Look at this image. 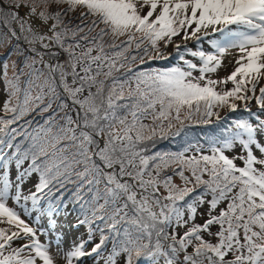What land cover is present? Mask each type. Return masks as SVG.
I'll return each mask as SVG.
<instances>
[{"label":"snow or ice","instance_id":"6c2138e0","mask_svg":"<svg viewBox=\"0 0 264 264\" xmlns=\"http://www.w3.org/2000/svg\"><path fill=\"white\" fill-rule=\"evenodd\" d=\"M261 81L264 0H0V264H264Z\"/></svg>","mask_w":264,"mask_h":264},{"label":"rangeland","instance_id":"374dc122","mask_svg":"<svg viewBox=\"0 0 264 264\" xmlns=\"http://www.w3.org/2000/svg\"><path fill=\"white\" fill-rule=\"evenodd\" d=\"M75 15H77V13H70L69 14V17H66L65 19H70L72 17H74ZM74 22H78V21H74ZM46 30V29H45ZM182 36V34H181ZM179 38H181L179 36ZM175 43H183L182 40H179V41H176L174 40ZM188 45L189 47H193V42L189 41L188 42ZM204 48L207 50L209 48V46L205 43L204 44ZM163 50V48H161ZM173 51V46L172 45H169L168 48H167V51L165 52V54H168V53H171ZM95 55V53H93ZM230 54L232 55H228L225 57V60H224V63H223V66L214 74H210L211 75V78L212 79H223L225 77H227L228 75L231 74L232 71H234L236 65H235V58L237 57L238 55V50L237 49H232L230 50ZM234 55V56H233ZM231 61V62H230ZM139 62V61H137ZM172 61H154V66L153 67H163V66H167L169 64H171ZM144 67H147V65H144ZM198 75V73H196ZM117 75H119V73H117ZM103 78V77H101ZM261 84L264 85V81H261ZM233 85L231 84V82H229L228 84H220V85H217V90H227V89H230ZM0 87H2V85H0ZM4 100V96L2 94H0V104H2ZM13 103H15V101H13ZM216 111L219 112L220 116L221 117H224L226 115H228L229 113L227 112V109H216ZM253 111H256V105L255 103L253 102ZM236 115H240L238 113H235ZM235 114H232L231 116H235ZM264 115V114H262ZM129 119H131V117H129ZM215 119V117H213V120ZM145 123H151V120H146L144 121ZM188 123V122H186ZM202 128V127H201ZM210 129L206 128L204 129V131L201 133V130L200 129H197V130H194L192 131L193 133V136L196 137V138H200L201 139V142H203V136L204 134L206 133H209ZM160 139L157 137V140H156V146L155 148L151 149V151H155V150H158V146H157V143ZM163 142H165L167 145H163L162 146V149L160 151H174V150H177L178 148L181 147V141L179 138H175V139H162ZM239 150V149H237ZM229 155H231L232 153H228ZM237 164L239 165L240 164V161H237ZM172 172V169H168L166 174H171ZM187 174V173H186ZM174 182L178 185H182V182L180 180V178L178 176H175L174 178ZM160 194L161 195H167L166 191L163 189V187L160 188ZM154 211H159L158 208H155L153 209ZM197 222H200L199 219ZM0 227H7L6 224H0ZM180 231L182 232L183 229H180ZM41 241H44V237L41 236L40 237ZM99 239V237H97V240ZM65 247H67V243H65ZM53 253L55 252V248L52 249Z\"/></svg>","mask_w":264,"mask_h":264},{"label":"trees","instance_id":"16d2710c","mask_svg":"<svg viewBox=\"0 0 264 264\" xmlns=\"http://www.w3.org/2000/svg\"><path fill=\"white\" fill-rule=\"evenodd\" d=\"M101 27H102V25H101ZM96 31L98 32L99 31V28H97L96 29ZM93 35H95V33H93ZM179 39H181V38H179V36L178 37H175L174 38V40H179ZM160 47L161 48H163V42H160ZM153 55H155V53H153ZM155 61V60H154ZM154 61H152V65L151 66H154ZM157 62H159V61H157ZM137 65H139V62H137ZM145 65H147V64H145ZM148 66V65H147ZM233 113H231V114H229V115H232ZM202 127V128H201ZM206 128H208V127H205V126H199V127H194L193 129H191V131H194V130H197V129H200L201 130V133L204 131V129H206ZM209 129V128H208ZM163 145H167L165 142H163V140L162 139H160L159 141H158V143H157V146H158V150H161L162 149V146Z\"/></svg>","mask_w":264,"mask_h":264},{"label":"bare ground","instance_id":"6f19581e","mask_svg":"<svg viewBox=\"0 0 264 264\" xmlns=\"http://www.w3.org/2000/svg\"><path fill=\"white\" fill-rule=\"evenodd\" d=\"M231 55V54H230ZM232 56V55H231ZM234 56V55H233Z\"/></svg>","mask_w":264,"mask_h":264}]
</instances>
